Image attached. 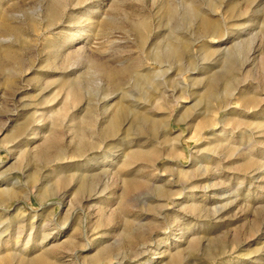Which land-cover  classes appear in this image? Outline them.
I'll return each mask as SVG.
<instances>
[{"label":"rangeland","instance_id":"374dc122","mask_svg":"<svg viewBox=\"0 0 264 264\" xmlns=\"http://www.w3.org/2000/svg\"><path fill=\"white\" fill-rule=\"evenodd\" d=\"M0 264H264V0H0Z\"/></svg>","mask_w":264,"mask_h":264},{"label":"bare ground","instance_id":"6f19581e","mask_svg":"<svg viewBox=\"0 0 264 264\" xmlns=\"http://www.w3.org/2000/svg\"><path fill=\"white\" fill-rule=\"evenodd\" d=\"M189 6V5H188ZM13 15L10 13L9 14V18H11ZM192 17V16H191ZM239 45H237V49L238 50V47ZM235 52V51H234ZM181 53L179 51L176 50V52H173L171 51L170 49L168 51H166L164 54H160L159 56H157L159 59H167V60H172L174 58H177L178 59V56L180 55ZM230 57V56H229ZM234 64V63H233ZM230 65V64H229ZM167 66V65H166ZM231 67V66H230ZM234 67V66H233ZM233 67L231 69H233ZM229 69V70H231ZM225 70V69H224ZM224 73V72H223ZM222 73V74H223ZM225 74V73H224ZM227 75V74H226ZM225 75V76H226ZM224 76V75H223ZM230 76V75H229ZM213 77V76H212ZM217 77V76H216ZM211 78V77H210ZM219 79V78H218ZM230 81V80H229ZM182 84L185 85V81L183 79L182 81ZM209 84V83H208ZM217 85V84H216ZM208 86V85H207ZM215 95V94H214ZM224 97V99L228 98L229 100H234L235 99V96L236 94L232 93V90H231V85L228 84L227 87H225V89L223 90V93H222ZM232 104L231 103H226V105L224 106V108H220L218 109V111L220 110V112H225V111H228L231 109V106ZM86 183V182H85Z\"/></svg>","mask_w":264,"mask_h":264}]
</instances>
